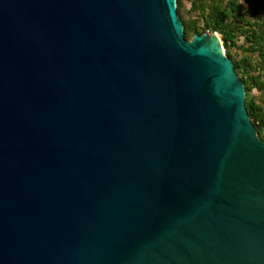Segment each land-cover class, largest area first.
Segmentation results:
<instances>
[{
    "label": "water",
    "instance_id": "1",
    "mask_svg": "<svg viewBox=\"0 0 264 264\" xmlns=\"http://www.w3.org/2000/svg\"><path fill=\"white\" fill-rule=\"evenodd\" d=\"M221 32L178 0H0V264H264V141Z\"/></svg>",
    "mask_w": 264,
    "mask_h": 264
},
{
    "label": "trees",
    "instance_id": "2",
    "mask_svg": "<svg viewBox=\"0 0 264 264\" xmlns=\"http://www.w3.org/2000/svg\"><path fill=\"white\" fill-rule=\"evenodd\" d=\"M186 39L221 32L247 95V110L264 141V0H178Z\"/></svg>",
    "mask_w": 264,
    "mask_h": 264
}]
</instances>
